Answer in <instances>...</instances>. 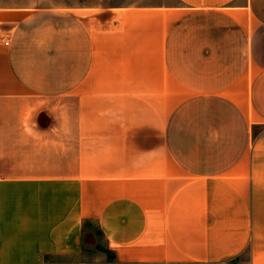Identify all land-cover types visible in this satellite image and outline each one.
<instances>
[{"label": "crops", "instance_id": "obj_1", "mask_svg": "<svg viewBox=\"0 0 264 264\" xmlns=\"http://www.w3.org/2000/svg\"><path fill=\"white\" fill-rule=\"evenodd\" d=\"M0 264H264V0H0Z\"/></svg>", "mask_w": 264, "mask_h": 264}, {"label": "rangeland", "instance_id": "obj_2", "mask_svg": "<svg viewBox=\"0 0 264 264\" xmlns=\"http://www.w3.org/2000/svg\"><path fill=\"white\" fill-rule=\"evenodd\" d=\"M75 1L93 2L94 4L101 3V0H1L3 4H13L17 6L26 5L30 8H45L55 6H68ZM111 4L125 2L128 0H107Z\"/></svg>", "mask_w": 264, "mask_h": 264}, {"label": "built area", "instance_id": "obj_3", "mask_svg": "<svg viewBox=\"0 0 264 264\" xmlns=\"http://www.w3.org/2000/svg\"><path fill=\"white\" fill-rule=\"evenodd\" d=\"M4 44H5L6 46H8V45L10 44L9 39H6V40L4 41Z\"/></svg>", "mask_w": 264, "mask_h": 264}]
</instances>
